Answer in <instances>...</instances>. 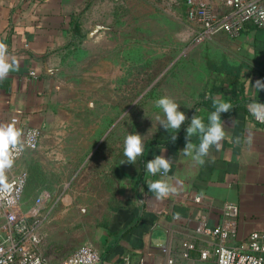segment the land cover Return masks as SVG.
<instances>
[{
	"label": "crops",
	"instance_id": "0c3cea01",
	"mask_svg": "<svg viewBox=\"0 0 264 264\" xmlns=\"http://www.w3.org/2000/svg\"><path fill=\"white\" fill-rule=\"evenodd\" d=\"M98 1L0 0V44L6 48L8 61L16 62L15 71L0 80V125L16 121L20 130L38 128L42 132L38 150L3 170L0 184L16 168L28 169L29 175V166L40 170L37 199L51 195L40 209L48 261L58 264L80 247L89 246L99 252L100 264H165L168 258L176 264H205L197 252L181 261V244L194 240L197 220L220 224L227 203L239 209L237 242L253 232H264V128L252 121L247 109L253 100L264 103V91L253 95L246 82L264 81V29L252 25L236 39L220 34L210 44L220 55L209 56L216 68L210 70L212 81L196 110L207 123L214 110L213 97L230 103L229 113L221 114L229 139L221 142L218 151L211 148L202 165L182 152L186 145L183 133L168 146L144 150L133 164L112 158V165L102 169L100 184L86 174L91 154L86 155L85 148L75 149V156L83 162L71 172L69 181H64L56 166L43 167L50 156L47 145L76 139L79 145L94 143L93 133L83 137L80 129L67 138L51 131L45 74L80 40L74 32L76 21L83 36V13ZM191 142L197 145L199 140L192 137ZM56 151L55 159L68 160L64 148ZM36 154L37 161L28 165ZM156 155L170 158L166 179L176 189L159 200L147 184L161 177L145 172V164ZM46 176L53 181L48 182ZM196 197L202 204L193 203Z\"/></svg>",
	"mask_w": 264,
	"mask_h": 264
},
{
	"label": "rangeland",
	"instance_id": "374dc122",
	"mask_svg": "<svg viewBox=\"0 0 264 264\" xmlns=\"http://www.w3.org/2000/svg\"><path fill=\"white\" fill-rule=\"evenodd\" d=\"M81 26L82 39L45 74L46 102L53 133L67 138L80 129L83 137L93 133L94 143L79 145L76 139L47 145L50 156L42 164L47 169L56 166L69 181L83 162L75 149L85 148L83 152L91 154L86 174L100 184L102 169L112 165V158L127 161L123 142L129 133L145 135L144 144L169 139L155 120L159 113L155 99L167 95L186 117L196 114L212 81L207 59L220 54L210 45L213 39L196 43L197 30L186 21V0H99L85 10ZM182 132L183 125L177 135ZM102 136L106 138L98 143ZM58 147L68 153L67 161L55 159ZM29 167L22 212L39 194L40 170ZM51 176H46L48 182L53 181Z\"/></svg>",
	"mask_w": 264,
	"mask_h": 264
},
{
	"label": "built area",
	"instance_id": "2783aa9c",
	"mask_svg": "<svg viewBox=\"0 0 264 264\" xmlns=\"http://www.w3.org/2000/svg\"><path fill=\"white\" fill-rule=\"evenodd\" d=\"M186 21L197 30L196 43L210 41L220 34L236 39L249 25L264 29V4L262 0H186ZM251 119L264 128V121L252 116ZM21 131L23 147L14 155L12 165L36 152L40 146V129ZM29 176L28 169L16 168L2 178L0 184V264H51L44 254L43 219L40 217V209L51 195L39 197L28 211L22 212ZM193 203L200 205L202 199L196 197ZM221 214L222 222L218 225H209L205 220L194 223V240L182 242L180 260L188 261L191 253L197 252L199 261L205 264H264V232H253L237 242V205L225 204ZM58 264H100V254L92 247L83 246ZM165 264H176V260L168 258Z\"/></svg>",
	"mask_w": 264,
	"mask_h": 264
},
{
	"label": "clouds",
	"instance_id": "9594fccd",
	"mask_svg": "<svg viewBox=\"0 0 264 264\" xmlns=\"http://www.w3.org/2000/svg\"><path fill=\"white\" fill-rule=\"evenodd\" d=\"M15 69L16 62L14 60L8 61L6 48L3 44H0V80H3L10 71H15ZM246 82L250 84L253 95L264 91V81L256 80L255 83H252L246 80ZM154 105L159 109V113L155 114L159 129L162 128L169 134L171 142L176 141L177 133L182 125L184 126L186 145L182 152L185 155H190L191 159L197 164L202 165L204 163V157L208 156L211 148L214 147L218 151L221 147V142L229 139L222 124L221 114L229 113L231 105L223 99L212 98L214 110L208 114L207 123L197 114L198 110H195L196 114L191 116V118L186 117L185 112L180 110V106L167 95H161L155 99ZM247 109L257 121H264V103L259 102V100H253L247 105ZM15 123L13 121L7 125H0V170L10 167L13 163L14 155L23 147V133L15 126ZM144 136L135 132L125 136L123 155L127 158L128 164H133L137 157L143 154L144 141L142 138ZM192 137L198 138L199 143L197 145L191 142ZM170 163V158L156 155L145 164L146 175L156 176L159 174L161 177L160 179L151 180L147 184V190L152 192L158 200L176 191L175 187L169 184L166 179L170 170Z\"/></svg>",
	"mask_w": 264,
	"mask_h": 264
},
{
	"label": "trees",
	"instance_id": "16d2710c",
	"mask_svg": "<svg viewBox=\"0 0 264 264\" xmlns=\"http://www.w3.org/2000/svg\"><path fill=\"white\" fill-rule=\"evenodd\" d=\"M253 26V25H252ZM254 28H256V27H254ZM257 29V28H256ZM74 32H75V34H76V37L78 38V39H82V37L83 36H81V34H80V28H79V25L77 24V21H76V23H75V26H74ZM208 60V62H207V65H208V68L210 69V70H214L216 67H215V64L213 63V62H211L209 59H207ZM226 68H229V66H226ZM183 133H185V132H182L181 134H178L177 135V139L183 134ZM176 139V140H177ZM173 142H171L169 139H167V140H163V141H160V140H150V141H148V142H146L145 143V145H144V150H145V152L147 151V150H150V148H152V147H162V146H168V145H170V144H172ZM33 172L34 171H36L37 170V168H32L31 169ZM31 176V175H30ZM30 176H29V180H30ZM28 183H29V181H28ZM28 186V185H27Z\"/></svg>",
	"mask_w": 264,
	"mask_h": 264
}]
</instances>
